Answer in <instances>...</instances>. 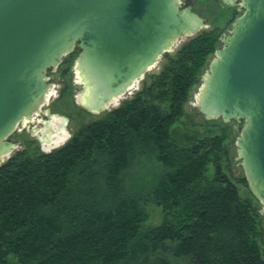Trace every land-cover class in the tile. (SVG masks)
I'll return each mask as SVG.
<instances>
[{"label": "trees", "instance_id": "16d2710c", "mask_svg": "<svg viewBox=\"0 0 264 264\" xmlns=\"http://www.w3.org/2000/svg\"><path fill=\"white\" fill-rule=\"evenodd\" d=\"M220 38L202 30L164 54L150 84L62 147L0 164V264H264V217L224 171L226 136L177 130ZM143 160L158 167L136 187ZM149 204L162 221L144 228Z\"/></svg>", "mask_w": 264, "mask_h": 264}, {"label": "water", "instance_id": "95a60500", "mask_svg": "<svg viewBox=\"0 0 264 264\" xmlns=\"http://www.w3.org/2000/svg\"><path fill=\"white\" fill-rule=\"evenodd\" d=\"M222 2L244 12L206 71L198 111L243 123L238 160L264 215V0ZM205 28L181 0H0V161L18 146L10 140L18 125L44 103L48 71L75 48L86 100L79 102L96 113L119 104L178 41Z\"/></svg>", "mask_w": 264, "mask_h": 264}, {"label": "rangeland", "instance_id": "374dc122", "mask_svg": "<svg viewBox=\"0 0 264 264\" xmlns=\"http://www.w3.org/2000/svg\"><path fill=\"white\" fill-rule=\"evenodd\" d=\"M190 1L192 3L193 11L198 14L200 17L206 20V28L203 30H218L220 32V43L218 49L222 47L221 39L223 36L229 32L230 27L233 25L236 18L240 17L243 14V9L239 6H229L222 2V0H181L182 6L186 7L189 5ZM195 36V35H194ZM191 37H184L178 41L174 49L169 52L174 54L182 44L188 41ZM217 49V50H218ZM76 53L73 56V61L71 63V68L68 74L63 73L64 68L58 67L54 70L48 71L47 77L51 82V89L44 101V103L39 107V111L36 112L33 116V119L25 120L18 125L16 132L11 135L10 140L18 143V146L13 150L11 155L17 151L26 150L28 155L36 156L39 153H49L59 147H62L70 139V135L73 136L82 128V126L89 124L93 121H97L104 116L106 112L112 111L115 108H118L124 100L131 99L134 95L141 90L144 82L150 84L152 81V75H156L161 70V64L163 57L159 60V63L154 66L149 72L145 74L143 79L136 84V89L132 90L131 93H127L121 97L119 104L113 106V104L108 105L107 108L101 112L89 113L83 109L78 100L79 96L84 92V87L79 81L78 74L76 71V61L79 53V48H75ZM216 50V51H217ZM216 57V52L212 55L207 63V66L201 75L200 83L197 84L190 93L189 101L185 106V116L182 121L178 124L177 130L180 134L184 132L188 133H197L200 138L208 135H217L221 134L226 136V143L229 150L228 158L223 159V167L225 173H227L233 181H235L239 187L240 195L251 200L254 205H256L260 212L263 208L262 203L252 194L248 182L247 186L241 183H238V180L246 178L244 169L240 165V160H238L237 155V139L241 134V129L243 123L230 122L224 123L222 120H211L207 119L198 111V99L203 88V79L208 70L211 62ZM70 56L67 55L63 57L62 62L69 60ZM52 91V92H51ZM51 92V93H50ZM50 94V95H49ZM49 96V97H48ZM47 103V104H46ZM46 104V105H45ZM50 111L52 115L56 118L57 123H60V131L66 133V140H64L60 145L52 149H46L45 143L46 139L43 137V131H46V127L39 125L40 130L35 131L32 134L26 132V128L31 124L41 120L40 114ZM38 113V114H37ZM54 118V119H55ZM44 119V118H43ZM52 122V121H51ZM50 122V127H51ZM52 129V127H51ZM51 133L47 134V137L53 135H59L54 130L50 131ZM54 132V133H53ZM41 138L43 140H41ZM9 157V158H10ZM8 157H5L0 164L4 163ZM157 164L150 160H143L137 167H135L129 175V183L135 185L136 187H145L150 183V180L153 178L154 170H157ZM209 178H212L214 175L213 164H209L208 170L206 172ZM247 180V179H246ZM147 212L149 213V219L144 225V228H152L160 225L162 221V212L154 204L147 205ZM262 214V213H261ZM263 215V214H262ZM264 217V215H263ZM264 227V219H263ZM261 250L264 254V234L263 237L259 240Z\"/></svg>", "mask_w": 264, "mask_h": 264}, {"label": "bare ground", "instance_id": "6f19581e", "mask_svg": "<svg viewBox=\"0 0 264 264\" xmlns=\"http://www.w3.org/2000/svg\"><path fill=\"white\" fill-rule=\"evenodd\" d=\"M77 74V73H76ZM78 76V75H77ZM79 78V77H78ZM80 81V80H79ZM138 84V83H137ZM137 86V85H136ZM136 86L134 87V89H136ZM133 89V90H134ZM52 92V91H51ZM50 92V93H51ZM50 95V94H49ZM49 97V96H48ZM79 101H83V102H86V100L84 99V96H80L79 97ZM117 101V100H116ZM115 101V102H116ZM115 102H113V103H115ZM118 102V101H117ZM112 103V104H113ZM47 104V103H46ZM45 104V105H46ZM111 104V105H112ZM38 114V113H37ZM34 117V116H33ZM55 117L53 116L52 118H51V120H52V122H51V127H52V129H51V127L49 126V125H46V131H43V137H44V139H46L47 141V143H45V147H46V149L48 150V149H52V148H54V147H57L58 145H60L64 140H66V133H63V132H61L60 131V123H63V122H60V123H57V121H59V120H56V118L54 119ZM33 119V118H32ZM31 121V120H30ZM25 123V122H24ZM55 131L57 134H59V135H53V136H50V137H47V134H49V133H51L50 131ZM37 131H39V130H37ZM36 131V132H37ZM54 133V132H53ZM41 140H43L42 138H41Z\"/></svg>", "mask_w": 264, "mask_h": 264}, {"label": "flooded vegetation", "instance_id": "af4514ba", "mask_svg": "<svg viewBox=\"0 0 264 264\" xmlns=\"http://www.w3.org/2000/svg\"><path fill=\"white\" fill-rule=\"evenodd\" d=\"M191 3H192V1H190L189 5ZM39 116L41 117L40 118L41 120L36 121L37 124H35V122H31V124H29V126L26 128V132H28L29 134H32L35 131L40 130L38 124H41L42 126H45V127H46V125H50V122L53 120V119L51 120V118L54 115H52L51 112L48 110L46 113H42ZM72 137H73V134L70 135V138L69 139H71Z\"/></svg>", "mask_w": 264, "mask_h": 264}]
</instances>
